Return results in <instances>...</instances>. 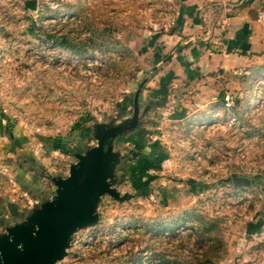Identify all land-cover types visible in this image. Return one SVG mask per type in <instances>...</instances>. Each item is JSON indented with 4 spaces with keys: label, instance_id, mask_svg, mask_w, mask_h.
<instances>
[{
    "label": "rangeland",
    "instance_id": "374dc122",
    "mask_svg": "<svg viewBox=\"0 0 264 264\" xmlns=\"http://www.w3.org/2000/svg\"><path fill=\"white\" fill-rule=\"evenodd\" d=\"M179 16L175 0H0L1 114L45 195L97 145L93 124L129 123L139 92L136 132L117 143L118 197L96 198L56 264H264V71L211 74L193 84L206 109L180 111L190 85L166 78L165 49ZM3 167L12 223L39 198Z\"/></svg>",
    "mask_w": 264,
    "mask_h": 264
},
{
    "label": "crops",
    "instance_id": "0c3cea01",
    "mask_svg": "<svg viewBox=\"0 0 264 264\" xmlns=\"http://www.w3.org/2000/svg\"><path fill=\"white\" fill-rule=\"evenodd\" d=\"M175 1L183 23L177 31L168 35L172 46L165 45V49H174L175 53L167 57L171 60L167 62L166 71L169 74L174 72L176 76L174 79V76L168 74L166 78L173 81V86L187 79L190 85L188 100L185 98L180 111L184 110L188 114V110L193 107H207L205 93L208 88L197 87L198 90L194 91L193 84L200 86L207 82L209 75L220 71H264V28L257 22L258 13L264 11V0ZM159 63L164 62H157ZM160 75L162 77L164 73ZM1 109L0 106V173L5 171V175L10 178L3 165L8 169L7 162L20 157L23 149L18 150L15 130L11 128L10 123H6ZM181 114L183 115V112ZM135 132L126 139L131 138ZM26 177L30 179L32 175L27 174ZM13 192L10 190L9 194H6L10 203ZM6 202L5 198H0V221L8 219L4 216L6 212L11 215L14 210L13 215L16 214L14 206Z\"/></svg>",
    "mask_w": 264,
    "mask_h": 264
},
{
    "label": "water",
    "instance_id": "95a60500",
    "mask_svg": "<svg viewBox=\"0 0 264 264\" xmlns=\"http://www.w3.org/2000/svg\"><path fill=\"white\" fill-rule=\"evenodd\" d=\"M138 98L137 91L132 118L126 126L93 124L90 136L97 145L74 154L77 161L70 166L69 175L64 179L53 177L55 189L22 218L1 223L0 264H56L64 256L71 234L89 222L96 198L103 193L118 197L113 186L120 182L118 170L124 156L117 139L128 137L138 126Z\"/></svg>",
    "mask_w": 264,
    "mask_h": 264
},
{
    "label": "trees",
    "instance_id": "16d2710c",
    "mask_svg": "<svg viewBox=\"0 0 264 264\" xmlns=\"http://www.w3.org/2000/svg\"><path fill=\"white\" fill-rule=\"evenodd\" d=\"M29 7L30 8H34L35 7V4L32 3V4H29ZM182 20L181 18L179 17L178 18V27L182 26ZM90 131L89 130V133H88V136L89 138H91L90 136ZM92 139V138H91ZM120 140H125L126 138H119ZM18 148V146H17ZM82 151V149H79ZM78 150H75V152H77ZM79 151V152H81ZM23 159H26L27 160V163L26 165H23L24 162L22 161ZM17 163H20L19 166H16ZM8 165V169L10 171V174L12 175L14 181L16 182V186H17V189L19 191H23V192H26L31 198H39V200L45 196V192L43 191V188H42V185H41V182H40V171H41V168L37 167L36 165V162L34 161V158L32 157V154H24L22 153V155L18 158H16L15 161H12V162H7ZM27 174H31L32 175V178H27L26 175ZM14 212V210H13ZM12 212V214H14ZM16 217L19 216V214H15L14 215ZM2 222H6V221H3L1 220L0 221V224Z\"/></svg>",
    "mask_w": 264,
    "mask_h": 264
},
{
    "label": "built area",
    "instance_id": "2783aa9c",
    "mask_svg": "<svg viewBox=\"0 0 264 264\" xmlns=\"http://www.w3.org/2000/svg\"><path fill=\"white\" fill-rule=\"evenodd\" d=\"M257 22L264 28V11L258 13ZM235 74L240 75L241 72L238 71V72H235ZM233 106H234L233 98L230 95L226 94L224 96V99H223V107H224V109L229 111V110H231L233 108ZM31 202L32 201H30V203Z\"/></svg>",
    "mask_w": 264,
    "mask_h": 264
},
{
    "label": "flooded vegetation",
    "instance_id": "af4514ba",
    "mask_svg": "<svg viewBox=\"0 0 264 264\" xmlns=\"http://www.w3.org/2000/svg\"><path fill=\"white\" fill-rule=\"evenodd\" d=\"M119 138H121V137H119ZM119 138L117 139V143H118V141L120 140Z\"/></svg>",
    "mask_w": 264,
    "mask_h": 264
}]
</instances>
